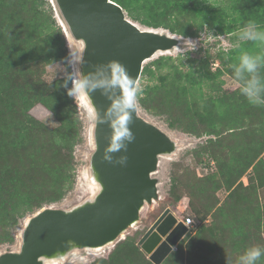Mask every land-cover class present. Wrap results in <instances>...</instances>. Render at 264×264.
I'll use <instances>...</instances> for the list:
<instances>
[{"label":"rangeland","instance_id":"obj_1","mask_svg":"<svg viewBox=\"0 0 264 264\" xmlns=\"http://www.w3.org/2000/svg\"><path fill=\"white\" fill-rule=\"evenodd\" d=\"M215 1L221 6L228 4L226 0H207V4L211 5ZM164 6L166 3L162 4ZM125 13L128 17L126 11ZM160 21L178 32H195L196 35L181 36L183 40L175 50L159 52L145 62L144 67L161 57L174 59L162 71H157L153 65L156 70L153 78L141 75L136 91L151 87L148 89L149 96L153 95L158 100L166 97L169 101L167 105H171L172 100L177 111L178 108L181 110L182 118L188 115L183 121L186 124L184 129L190 125L197 129L199 135L173 129L164 115L158 112L157 115L150 114L136 100L139 114L177 143L173 154L160 157L158 169L153 174L158 180L159 199L151 205L146 204L140 214L139 223L116 242L100 247L101 250L77 249L62 261H47L46 264H96L108 261L116 247L125 241L131 242L140 250L138 258H134L133 262L146 264L150 262L149 255L142 250L139 242L155 221L167 209L179 220L196 218L198 215L194 209L201 207L204 210V205L211 209L208 215H200L201 220L205 217L202 227H196L185 236L161 264H245L249 249L259 247L264 251V153L255 161L253 167L248 171L244 170L248 159L255 155L254 145L259 146L264 142V87L259 94L258 104L250 103L242 92L254 76L264 86V64L259 65L256 73H249L243 68L242 62L239 63V55L236 61L228 63L231 49L239 47L243 42L253 41L246 38L244 33L254 32V29L249 27L246 30H236L232 34L219 35L208 26L198 29L201 21L188 13L174 14ZM4 30L9 36V56L17 54L23 40L27 43L24 51L28 52L31 38H36L45 58L36 61L21 59L20 66L14 69L9 67L11 70L7 72V77L0 78V82L16 93L18 88L27 95H36L39 100H48L53 107L52 111L39 102L34 105L30 114L46 128L48 134L45 132V137H50L52 131H58L64 139L74 144L76 172L69 173L70 176H54L21 171L22 177L33 174L39 181L36 182L38 187L22 189L21 194H28L27 191L58 193V187H69L65 191L64 199L44 208L71 210L93 200L100 191L91 167L95 151V111L90 100L84 99V92L73 97L69 95L68 87L69 69L73 76L72 89L77 81L74 68H77L78 75L81 73V58L77 54L83 56L84 43L71 33L56 0H0V40ZM161 30L172 34L169 29ZM50 53H54V56L51 57ZM176 65L181 75L174 73L171 68ZM160 73L167 75L168 83L160 81ZM204 99H207V108L212 106L205 123L190 112L193 105L203 104ZM16 101L19 102L18 97ZM214 102L215 107L224 104L221 116L217 115L219 109L215 112ZM187 105L189 112H186ZM15 115L12 114V117L16 119ZM7 117L10 121L11 116ZM213 119L220 125V136L203 134V131L209 129ZM12 128L11 131L19 130L17 125ZM0 152H4V149L0 148ZM44 153L46 155L47 152ZM53 156L51 152L44 157L50 160ZM173 179L177 180V192L172 185ZM38 212L20 221V226L14 230V243L0 244V255L20 251L24 226ZM205 227L215 230V237L201 245L195 243L194 254L188 258L187 249L190 243L203 236ZM5 232V225L0 224V235ZM219 235L224 237L218 239ZM181 247L187 258L175 262L176 252ZM256 264H264V255Z\"/></svg>","mask_w":264,"mask_h":264},{"label":"water","instance_id":"obj_2","mask_svg":"<svg viewBox=\"0 0 264 264\" xmlns=\"http://www.w3.org/2000/svg\"><path fill=\"white\" fill-rule=\"evenodd\" d=\"M56 1L73 36L84 43L80 75L88 81L86 94L96 115L91 167L101 191L71 210L47 207L29 218L20 251L0 255V264H44L43 257L68 251L73 244L84 249L121 239L139 223L145 205L159 199L158 180L153 174L160 157L177 149L176 141L144 119L135 103L125 114L126 129L134 139L124 141L126 150H112L120 135L118 124L125 119L118 108L124 95L133 85L136 91L147 59L179 46L177 36L140 27L112 0ZM112 62L125 68L126 83L112 82ZM121 157H127L126 163H117ZM187 233L185 223L167 209L139 245L151 262L161 264Z\"/></svg>","mask_w":264,"mask_h":264},{"label":"trees","instance_id":"obj_3","mask_svg":"<svg viewBox=\"0 0 264 264\" xmlns=\"http://www.w3.org/2000/svg\"><path fill=\"white\" fill-rule=\"evenodd\" d=\"M120 5L123 10L128 14V18L135 23L140 25L155 29H169L173 35H179L184 37L195 36V32L188 31H176L172 26L164 25L160 20L169 18L174 14H184L188 13L194 16L196 20H200L201 24H198V29H202L204 26H208L211 30H214L219 35H228L234 33L236 30H246L249 28L250 23L255 24L254 32L264 33V0H226L227 5L221 6L215 3L209 5L207 0H112ZM166 3V6L162 7V4ZM264 39H253L251 43L243 42L239 47H235L230 50L228 55L230 56L229 64L236 61L239 55V63L245 55L252 58H259V65L264 64ZM262 43V44H261ZM26 42H20L18 52L11 56L8 54L9 46V36L6 30L3 31V35L0 40V78L3 79L7 77V72L20 66L21 59H28L30 61H36L44 57V51L41 50L36 38H31L30 44L27 48L29 51H24L26 48ZM50 44V41H48ZM254 46H253V45ZM255 47V48H254ZM255 50V52H254ZM254 53L256 55H254ZM53 57L54 53H50ZM48 57V58H51ZM183 58V57H179ZM232 60V61H231ZM174 61L172 57H161L157 59L154 63L145 66L143 68L142 77H154L156 76V70L162 71V68L169 65ZM226 64L225 62H223ZM242 64V63H241ZM153 65L156 66V70L153 69ZM8 66V67H7ZM163 66V67H162ZM11 69H8V68ZM175 72L180 73L178 65L171 67ZM69 81L68 87L72 90L73 87V76L71 69H69ZM6 76H3V75ZM160 81L168 83L169 80L167 75L162 73L159 74ZM181 75V73H180ZM142 80V79H141ZM151 87H148V89ZM15 90H10L9 87L0 82V148L4 149V152H0V224L5 225L6 232L0 235V244L9 243L13 244L15 241L14 230L20 226V221L28 218L32 213H36L46 206H50L60 202L64 199L67 188L63 189L62 186L57 188V192H52L51 194H41L38 191H27L28 194H21L22 189H29L32 187H38L39 181L38 177L33 174H28L22 177V172H36L37 175L51 174L54 176H70L69 173L76 172V165L74 160V144L69 140L64 139L60 132L52 131L50 137H45L47 135L46 128L38 121L30 111L33 109L34 105L37 103L44 104L51 111L53 107L50 106L48 100H39L36 95H27L16 88ZM148 89L135 91L136 100L141 107L150 112L152 115H164L167 118V122L173 129L179 131H186L189 134L199 135L197 129L190 125L188 128L184 129L185 123L183 121L186 117L182 118L181 110L176 108L173 104L171 97V105H167L169 101L168 98L164 100H158L153 95H148ZM186 90V89H183ZM187 91H185L186 93ZM187 94V93H186ZM16 97L19 98V102L16 101ZM203 104H195L191 108L190 112L193 115L200 117L202 122L205 123V118H207L212 106H206L207 99H204ZM211 103V101H210ZM214 108L218 116L222 115L224 104H218ZM185 106H183L184 108ZM182 108V109H183ZM6 109V112L4 111ZM186 112H189V105L186 107ZM11 116L10 121L8 117ZM12 114H16L17 118L12 117ZM216 121L211 120L209 129L203 131V134L208 136H220L219 124ZM18 126L19 130L11 131L12 126ZM16 132V135L14 134ZM47 134H46V133ZM201 134V133H200ZM212 141V139H209ZM253 157L250 154L247 164L244 170L248 171L253 167L255 161L259 159L264 153V142L261 145H254ZM252 148V149H253ZM9 150L8 153L5 151ZM53 153L54 156L50 160H47L44 156L45 153ZM15 157V158H14ZM23 166V168H21ZM247 168V170H246ZM72 176H75L74 174ZM38 182V183H36ZM177 180L173 179L172 185L176 190ZM205 206L203 210L201 207L194 209L195 213L198 215L193 218L198 223L199 228L202 227L204 223L202 220L205 217L200 215L204 213L208 215L210 213L211 207ZM191 218V217H187ZM225 231V229H222ZM13 231V232H12ZM203 236L196 238L189 245L187 249V256L190 258L194 253V244L198 245L204 244L205 241H210L215 237V230L211 227L203 228ZM224 237V235H219ZM217 239V240H218ZM226 241V239H225ZM196 246V245H195ZM140 250L131 242L125 241L120 243L108 261H102L96 264H135L133 262L134 258H138ZM177 256L175 262L179 259L184 260L187 258L184 249L181 247L179 251L176 252ZM146 264H154L153 262H146ZM218 264V263H216ZM221 264V263H219Z\"/></svg>","mask_w":264,"mask_h":264},{"label":"clouds","instance_id":"obj_4","mask_svg":"<svg viewBox=\"0 0 264 264\" xmlns=\"http://www.w3.org/2000/svg\"><path fill=\"white\" fill-rule=\"evenodd\" d=\"M249 27H255V24L250 23ZM246 38L250 39H264V33L260 32H253V31H246L244 33ZM79 58L82 59L81 54H77ZM259 58H252L245 55L242 59V66L246 69L249 73H256L259 67L258 63ZM111 72L115 74V79L112 81L114 84L119 85L121 83H126L124 77L126 76L125 68L119 64L118 62H112L110 65ZM88 81L87 80H79L75 84L74 88L70 90L69 95L76 96L82 92H86L88 89ZM262 86L260 81L254 76L252 81L245 87L242 92L248 98L249 102L252 104L260 103L258 97L262 90ZM136 101V92L134 90V85L129 87L128 92L123 97V102L120 106H118L120 114L125 115L128 110L134 108V104ZM126 120L127 117L125 115V119L118 124L120 129V135L116 138V143L112 145V150L115 151L121 147L125 148L126 144L124 141L131 142L134 139V136L131 134L130 131L126 129ZM109 162L112 161L110 156H105ZM127 157H121L117 163L124 164L126 163ZM179 220V219H178ZM183 221V220H182ZM264 255V251L261 250L259 247H253L249 249L245 256V264H256V262Z\"/></svg>","mask_w":264,"mask_h":264},{"label":"bare ground","instance_id":"obj_5","mask_svg":"<svg viewBox=\"0 0 264 264\" xmlns=\"http://www.w3.org/2000/svg\"><path fill=\"white\" fill-rule=\"evenodd\" d=\"M163 32H167V31H165V30H163ZM177 39L179 40V41H181V40H183V38L182 37H180V36H177ZM177 47H175L174 49H172L171 51H173V50H175ZM171 51H161V52H171ZM159 53V52H158ZM157 54V53H156ZM155 54V55H156ZM154 55V56H155ZM153 56V57H154ZM153 57H151V58H153ZM151 58H149V59H147L145 62H147L148 60H150ZM75 72H76V76H77V81H79V80H82L81 78H82V76L81 75H78V71H77V68L75 67L74 68V74H75ZM77 81H76V83H77ZM74 82H75V75H74ZM83 95H84V99H86L87 101H89L90 100V98L87 96V94H86V92H84V93H82ZM174 140V139H173ZM175 141V140H174ZM95 149H96V144H95ZM171 154H173V153H170V154H165V155H171ZM94 175V178H95V174H93ZM100 187V191H101V186H99ZM87 202V201H86ZM85 202V203H86ZM84 204V203H83ZM145 208V207H144ZM143 208V209H144ZM143 209L141 210V212L143 211ZM28 222V221H27ZM26 222V223H27ZM135 226V225H134ZM133 226V227H134ZM110 245V244H109ZM106 246H108V245H106ZM78 248L76 247V245L75 244H73V246H72V248L70 249V250H68V251H61V250H59L56 254H54V255H51V256H45V257H43V263L44 264H46V262L47 261H62V260H64V259H66V257H67V255L70 253V252H73L74 250H77ZM87 249H89V250H92V251H95V250H101V248L100 247H92V248H87Z\"/></svg>","mask_w":264,"mask_h":264},{"label":"built area","instance_id":"obj_6","mask_svg":"<svg viewBox=\"0 0 264 264\" xmlns=\"http://www.w3.org/2000/svg\"><path fill=\"white\" fill-rule=\"evenodd\" d=\"M183 222L185 223V225L188 228V233L186 234V236H188L193 230L196 229V227H198V223L193 218L183 219Z\"/></svg>","mask_w":264,"mask_h":264}]
</instances>
